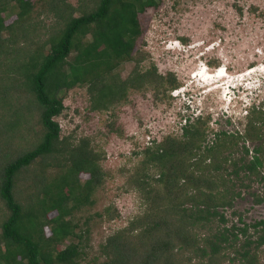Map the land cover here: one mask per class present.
Listing matches in <instances>:
<instances>
[{"label": "trees", "instance_id": "obj_1", "mask_svg": "<svg viewBox=\"0 0 264 264\" xmlns=\"http://www.w3.org/2000/svg\"><path fill=\"white\" fill-rule=\"evenodd\" d=\"M49 3L62 25L42 45H49L46 52L42 48L30 52L23 23L30 17L32 1L0 0V94L15 87L29 93L28 103H34L42 128L37 142L30 141L16 156L0 160V201L7 211L0 221V264H73L81 254L79 244L71 240L79 237L74 216L93 203L104 173L100 155L88 147L86 137L74 142L60 137L54 117L63 110L62 93L87 84L90 109L106 111L115 101L127 100L129 87L165 81L176 87L175 78H164L153 64L139 70L143 57L135 53L143 31L141 16L147 8L157 9L161 0H90L77 7L65 0ZM17 26L23 28L22 38L15 33ZM129 59L135 61L134 68L121 78L113 68ZM21 112L14 111L16 119L5 127L18 130ZM244 118L242 132L220 130L212 144L203 146L206 128L199 116L184 125L181 138L169 136L144 150L143 163L155 169L154 176L128 177V184L146 203L142 215L126 229L138 242L111 235L103 252L112 258L104 264H190L193 259L194 264L258 263L264 219L227 227L218 211L241 195L235 188L237 179L262 178L264 102L253 103ZM241 140L257 142L247 161V147L241 156L233 155ZM36 161L41 167L29 176L30 191L23 195L17 178ZM233 165L232 171H226ZM254 196L256 202L264 201V191ZM50 211H55L53 217L47 216ZM215 220L222 225H214ZM45 226L50 227L46 237ZM68 239L64 248L52 253V244Z\"/></svg>", "mask_w": 264, "mask_h": 264}, {"label": "rangeland", "instance_id": "obj_2", "mask_svg": "<svg viewBox=\"0 0 264 264\" xmlns=\"http://www.w3.org/2000/svg\"><path fill=\"white\" fill-rule=\"evenodd\" d=\"M31 1L33 9L23 23L25 40L30 52L39 48L46 52L49 45H42L62 25V19L50 9L51 0ZM65 1L77 7L80 2L90 0ZM14 17L7 18V22ZM141 18L143 31L135 53L139 56L141 53L143 59L138 69L153 64L164 78L174 77L176 87H170L166 81L140 89L129 87L127 100L115 101L110 110L99 111L90 109L87 84L77 85L62 93L64 107L54 117L61 138L73 142L82 137L88 139V147L100 155L104 173L92 196L93 203L74 216L78 223L74 229L79 237L71 240L79 244L81 254L73 264L110 261L112 255L104 254L103 245L111 235L135 240L136 236L126 229L142 215L146 203L138 190L128 184V177L148 180L154 176L155 169L143 163L146 148L153 149L169 136L181 138L184 125L199 116L206 128L203 146L210 145L220 130L242 132L248 108L264 102V0H161L157 9L147 8ZM23 28L15 29L20 38ZM134 65V60H122L113 72L126 78ZM16 88L0 94V160L16 156L42 134L38 111L34 103H28L32 96ZM16 110H22L21 127L18 130L13 125L5 127L16 119ZM256 143L241 140L233 155L241 156L247 147L245 161L251 159ZM38 161L17 178L18 186L25 190L23 195L30 191L29 176L41 167ZM233 167H227L226 171H232ZM259 172L262 178L252 176L251 180L235 181L241 195L231 205L218 208L227 220L225 226L242 227L264 219V201L256 202L254 196L264 191V167ZM86 176L81 174L82 178ZM247 183L249 186L244 187ZM5 209L0 201V221L7 215ZM54 215L55 211H50L47 216ZM213 224L222 225L217 220ZM44 229L45 237L49 236L50 227ZM68 242L69 239L49 248L56 253ZM176 258L181 260V256ZM195 262L193 259L190 264ZM257 264H264V246Z\"/></svg>", "mask_w": 264, "mask_h": 264}, {"label": "clouds", "instance_id": "obj_3", "mask_svg": "<svg viewBox=\"0 0 264 264\" xmlns=\"http://www.w3.org/2000/svg\"><path fill=\"white\" fill-rule=\"evenodd\" d=\"M206 66V65H205ZM207 68V67H206ZM220 67H218L217 69H216V71L219 69ZM210 76L212 75L211 73L209 74ZM210 79H211V77H209ZM204 79L206 80L207 79V75H205L204 76Z\"/></svg>", "mask_w": 264, "mask_h": 264}, {"label": "built area", "instance_id": "obj_4", "mask_svg": "<svg viewBox=\"0 0 264 264\" xmlns=\"http://www.w3.org/2000/svg\"><path fill=\"white\" fill-rule=\"evenodd\" d=\"M149 138H150L149 135H147V140H149Z\"/></svg>", "mask_w": 264, "mask_h": 264}, {"label": "bare ground", "instance_id": "obj_5", "mask_svg": "<svg viewBox=\"0 0 264 264\" xmlns=\"http://www.w3.org/2000/svg\"><path fill=\"white\" fill-rule=\"evenodd\" d=\"M222 68V66L219 68V70ZM226 70V69H225Z\"/></svg>", "mask_w": 264, "mask_h": 264}]
</instances>
